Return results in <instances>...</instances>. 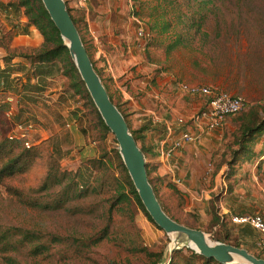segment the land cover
<instances>
[{
	"label": "rangeland",
	"instance_id": "374dc122",
	"mask_svg": "<svg viewBox=\"0 0 264 264\" xmlns=\"http://www.w3.org/2000/svg\"><path fill=\"white\" fill-rule=\"evenodd\" d=\"M210 1L204 7H199L203 20L200 22L201 27L198 31V25L192 29L188 27L189 23L186 18L177 23L170 12L160 19L162 11H170L169 5L160 4L161 0L159 2L157 0H127V3L132 6L131 18L139 22L147 34V24L155 21L156 31L151 36L148 34L146 46L152 50L154 58L162 63L161 67L174 76L178 87L182 83L208 87L244 101V110L229 117L227 133L224 134L223 140L225 150L231 143L232 133L237 128L235 120L240 114L254 107L264 116V0ZM186 5L185 3L182 9L183 14L192 16V10ZM137 11L139 15L134 14ZM177 14L178 12L175 13ZM163 22L167 25L166 31L160 29ZM2 29L6 33L4 27ZM4 38L7 39L6 35ZM178 38L180 45H176L175 42ZM83 39L89 49L85 35ZM193 61L199 63L198 67L193 66ZM93 66L97 70L94 62ZM29 74L30 72L22 75V80ZM98 75L107 87L105 77L103 78L100 72ZM32 79L34 78L30 76V81ZM65 83L61 91H58V85L51 82L50 89L41 93L36 105L28 104L27 98L24 97L21 100L23 103L17 106L18 96L8 93L1 94L0 106L6 104L8 109L0 113V131L11 139L21 140L26 148L47 139L53 140L61 150L60 167L63 170H77L87 160L100 155L102 148L108 150L106 162L111 169H114L118 146L111 134L101 141L99 132L91 129L95 119L90 108L84 109L82 105L84 102L80 101L83 108L80 113L81 118L75 122L71 121L72 125L67 124L64 119L67 108L60 114L62 105H56L55 102L60 94L57 92L68 90ZM67 92L71 93L70 90ZM108 93L114 105L122 113L128 115L127 122L131 130L137 129L139 122L136 123L130 119L131 112L123 104L121 95L117 96L110 90ZM194 99L195 101H207L202 96H195ZM24 103L31 109V112L24 109ZM21 110L24 112H20ZM18 114L21 117L19 121H16L14 118ZM32 114L39 117L37 122L34 121ZM26 118L28 119L26 126L17 125L18 122L24 123L23 119ZM251 168L249 163L241 166L243 173L249 172ZM42 174L43 168L37 167L33 172L24 176L25 184H37ZM14 182L17 183V180ZM261 187L264 190V185ZM156 193L162 209L171 219L203 232L210 229L204 214L200 216L197 211L200 209L199 205L176 197L169 189L158 188ZM108 198L109 196L97 194L89 196L82 202L85 205L83 207L87 209H80L76 203H71L58 210H33L8 195L4 188H0V226L23 227L39 230L46 236L57 235L64 238L61 243L53 247L50 255L44 258L32 259L19 256L18 259L22 264H142L145 261L143 257L127 252L121 239H118L117 235L124 233H129L137 244L150 251L164 249L172 252L176 249V245L173 244L175 236L167 235L157 229L135 207L130 206L123 215H114L110 218L108 216L110 203L106 201ZM74 206L77 207L76 212L71 211ZM105 225L109 226L110 239L100 242L90 250L77 247L71 239L66 240L69 237L91 236L102 230ZM212 231L215 232V229ZM228 231L232 235L231 241L237 242L235 233L239 232V229H235L229 223ZM206 235L211 243L216 242L209 234L206 233ZM239 247L247 250L240 243ZM247 251L254 256L260 255L259 258H262V250L257 246L256 250L248 248Z\"/></svg>",
	"mask_w": 264,
	"mask_h": 264
},
{
	"label": "trees",
	"instance_id": "16d2710c",
	"mask_svg": "<svg viewBox=\"0 0 264 264\" xmlns=\"http://www.w3.org/2000/svg\"><path fill=\"white\" fill-rule=\"evenodd\" d=\"M159 1L157 0V2ZM210 2V0H161L160 4L169 5L170 11H162L160 19L164 18L170 12L174 15L177 23H180L181 19L186 18L189 23L188 27L192 29L195 25H198V31L201 27L200 22L203 20V17L199 13V7H204ZM65 3L70 17L80 34L81 40L89 53V49L83 39L84 35L82 36L83 33L85 34L82 16L79 13L77 14L78 11L75 13L73 9L69 8L67 2ZM185 3L190 7L193 12L192 16H196L195 18L183 14L182 9L185 7ZM10 7L15 11L22 10L24 16L27 18L25 28L30 26L34 27L42 36L43 44L37 50L11 49L9 44L16 33L15 30L6 31L5 33L2 27L0 28V47L6 53V56L3 58L5 67L0 70V95L8 93L18 96L17 106L23 103L21 100L24 97L27 98L28 104L36 105L41 92L45 90L46 79L53 77L55 74H61L66 79L65 85L71 91L69 97L74 99V103L83 101L84 103L82 105L84 109L87 107L90 108V112L94 115L93 117L95 119L91 129L99 132L101 141L105 140L110 135V132L95 109L71 61L68 49L49 19L41 1L16 0L10 4ZM176 12H178L177 15H175ZM134 14L139 15L138 11ZM156 28L155 21L154 23H148V34L151 36L155 33ZM160 29L166 31V23L163 22ZM22 33L26 34L27 30H23ZM5 35L7 39L4 38ZM175 42L176 45H180L179 38ZM15 57L24 58L31 66L30 68L33 69L29 76L26 75V89H22L21 91L15 87V84L21 78H10L15 70L9 66V63ZM192 64L196 67L199 65L197 61H193ZM95 71L99 74L96 69ZM30 76L37 79L38 85H31ZM104 87L108 93L107 87L105 85ZM32 89L35 90L33 97L29 96ZM109 98L112 101L110 95ZM80 106L71 110L70 121L75 122L76 120H80L81 116H78V113L83 111L82 106ZM7 109L8 106L6 104L1 105L0 113L6 112ZM24 109L27 112H31V109L26 104ZM118 110L121 112L119 108ZM20 112H24V110ZM121 114L127 119V115L122 112ZM237 114L226 116L224 120ZM20 117L18 114L14 119L19 121ZM27 121V118L23 119L24 123L18 122L17 125L26 126ZM235 122L237 123V128L232 133V140L229 147H226L223 153L224 158L222 162L229 168L228 177L235 176L241 169L242 164L256 162L255 176L258 177L260 182L264 183V116L254 107H250L247 112L240 114ZM128 127L145 157H149L151 152L145 145L146 128L139 126L137 129L131 130L129 124ZM113 140L116 143L115 139ZM101 150L100 155L87 160L77 170L68 171L60 167V159L62 158L60 154L61 150L53 140L47 139L37 145L26 148L23 146L21 140L11 139L0 131V188H4V191L8 195L33 210H58L63 209L71 203H76L80 209H87V207H83L85 205L82 202L89 196L93 194L109 196L106 201L110 203L108 214L110 218L114 215H123L126 213L127 208L131 206L140 210L160 230L146 213L128 176L127 170L118 155V150L116 167L114 169H111L106 162V157L109 153L108 150L104 148ZM39 166L43 168V174L38 183L35 185L30 183L25 184L24 176L33 172ZM146 171L149 183L152 185L157 197L156 189L158 188L155 187V182L160 181V179L157 176L151 177L153 170L148 164H146ZM213 173L216 174L217 170ZM15 180H17V183L14 182ZM229 190H232L231 185H229ZM174 193L178 194L176 191ZM178 197L181 198L180 196ZM217 201L218 197L213 195L208 203L211 219L207 225H209L210 229L204 232L210 233L211 238L216 242L233 244L239 247L238 241H231L230 239L232 237L228 231L230 221L218 214ZM72 208L71 211L76 212L75 209L77 207L74 206ZM214 229L215 232L212 231ZM108 232L109 226L105 225L102 230H99L91 236L69 237L66 240L71 239L77 247L90 250L100 242L106 239L109 240ZM117 237L121 239L127 252L143 257L142 259L145 261L142 264H218L213 259H206L186 247L176 248L172 252H167L164 249L161 251H150L137 244L134 237L129 233L118 234ZM63 240L64 238L61 236H46L39 230L14 226H0V264H22L18 259L19 256L32 259L44 258L50 255L53 247ZM256 257L259 258L260 255H256Z\"/></svg>",
	"mask_w": 264,
	"mask_h": 264
},
{
	"label": "crops",
	"instance_id": "0c3cea01",
	"mask_svg": "<svg viewBox=\"0 0 264 264\" xmlns=\"http://www.w3.org/2000/svg\"><path fill=\"white\" fill-rule=\"evenodd\" d=\"M15 1L0 0V26L6 31L16 32L9 47L37 50L41 48L43 38L34 27L25 28L27 18L22 10L15 11L10 7ZM64 1L82 16L90 58L97 71L105 77L107 89L117 96L121 95L123 104L131 112L130 119L146 128L145 145L151 152L149 157H145L146 164L153 170L152 176L160 179L155 182V187L169 189L176 197L199 205L197 211L200 216L204 214L207 222L211 219L208 203L213 195L218 197V214L226 220L233 215L252 213H261L264 217V190L261 187L264 183L255 176L256 163L249 162L252 167L249 172L243 173L240 169L229 178V168L222 162L224 134L227 133L230 119H225L216 130H202L205 121L199 116L205 110L206 102L195 101V96L180 91L174 76L154 58L152 50L136 34L138 23L131 18L132 6L127 0H86L83 6L80 0ZM23 30H27V33H22ZM5 56V50L0 47V70L5 67ZM9 66L15 70L10 78H21L15 87L19 91L26 89V77L22 80V75L32 72L31 66L21 57L13 58ZM65 81L61 74H55L46 79L44 89L49 90L52 82L61 91ZM33 84L38 85L37 79L31 80ZM58 93L55 104L62 105L60 114L67 108L64 119L72 125L70 111L79 107L80 103L72 104L75 101L66 90ZM29 94L33 97L35 90L32 89ZM50 98L54 99L53 96ZM32 116L34 121L39 120L37 115ZM179 118L187 122L185 127L177 123ZM186 130L192 136H198V139L180 143L170 158L162 156L167 148L181 141L182 132ZM227 185H231L232 190ZM234 228L239 229L235 235L240 245L247 250H256L258 234L249 227ZM207 234L210 236V233Z\"/></svg>",
	"mask_w": 264,
	"mask_h": 264
},
{
	"label": "water",
	"instance_id": "95a60500",
	"mask_svg": "<svg viewBox=\"0 0 264 264\" xmlns=\"http://www.w3.org/2000/svg\"><path fill=\"white\" fill-rule=\"evenodd\" d=\"M40 1L67 47L71 61L95 109L114 137L118 146V155L152 222L165 234L175 236L173 244L176 248H189L206 259H213L218 264H264V259L252 255L246 249L222 242L211 243L203 231L179 224L164 212L149 183L145 155L134 140L127 119L110 100L101 78L94 69L90 54L70 17L65 1Z\"/></svg>",
	"mask_w": 264,
	"mask_h": 264
},
{
	"label": "built area",
	"instance_id": "2783aa9c",
	"mask_svg": "<svg viewBox=\"0 0 264 264\" xmlns=\"http://www.w3.org/2000/svg\"><path fill=\"white\" fill-rule=\"evenodd\" d=\"M86 0H80L83 6ZM138 23L137 36L145 42L148 39V34L141 24ZM180 91L192 96H202L206 98V108L199 116L204 120L202 125L203 131H213L218 129L224 118L229 115H234L241 112L244 108V101L241 98L233 97L223 92L212 90L203 86H191L187 84H179ZM198 118V120H199ZM197 119V118H196ZM177 123L185 127L187 122L183 118H179ZM198 136H192L187 130L182 132L181 141L176 142L172 147L167 148L162 153L166 158H170L174 149L178 148L184 142H192L197 140ZM230 224L234 227H249L258 234V241L256 246L260 250H264V217L261 214H242L233 215L229 219Z\"/></svg>",
	"mask_w": 264,
	"mask_h": 264
}]
</instances>
